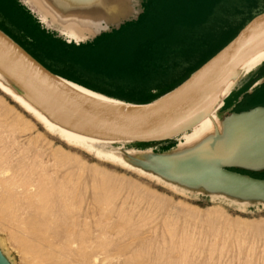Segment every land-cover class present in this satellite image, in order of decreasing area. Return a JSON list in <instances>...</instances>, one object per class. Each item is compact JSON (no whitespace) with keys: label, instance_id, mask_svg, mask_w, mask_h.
Here are the masks:
<instances>
[{"label":"rangeland","instance_id":"obj_1","mask_svg":"<svg viewBox=\"0 0 264 264\" xmlns=\"http://www.w3.org/2000/svg\"><path fill=\"white\" fill-rule=\"evenodd\" d=\"M24 1L28 4L30 2L29 0ZM238 5L239 9L249 18L264 12V0H239ZM34 13L39 16L38 12ZM23 16L25 17L23 22L25 26L29 21L26 14ZM148 16L144 21L151 20L148 25L154 24L155 27L159 26L160 22L169 21L162 13L154 15L151 13ZM246 22L242 19L232 30L219 36L211 43L212 48L216 49L226 44ZM27 29L23 27L21 30L23 34L19 35L17 39L20 45L28 50V54L44 64L48 71L51 70L72 79L74 75L78 76L79 72H74V68L81 63L82 67L80 66L79 70L82 74L84 72L87 75L91 72L88 69L89 61L85 54L76 53L73 48L68 47L60 40H48L46 34L36 24L33 28L34 31L31 32ZM59 31H57L58 35L61 33V30ZM63 38L61 37L62 40ZM108 71V68L102 69L99 73L103 76L101 78L115 79L116 76H113V73H107ZM0 76L6 84L16 87L17 89L14 88V91L18 93V89L21 87L7 76L1 73ZM234 97L228 102V107L232 104ZM117 101L140 104L149 100ZM257 104L264 105V100L250 102V104L239 108L238 111ZM0 119L5 120L4 122L8 125L12 126L13 123L16 125L13 126L14 132H10V129L7 130L8 133H4L6 137L3 136V138L8 142L7 146L10 147L8 154L12 166L16 172L18 171L16 173L18 182L23 181L24 177L35 182L38 175L47 171L48 173L45 174L52 178L63 179L65 177L66 188L74 190L76 188L74 208L79 210H77L79 229H84L89 216L88 224L95 240L98 264H264V201L262 199L226 194L223 191L207 189L203 186L183 185L162 177L157 171L142 167L163 169L161 164L145 159L143 156L153 154L172 157L180 150L179 138L155 144L116 142L96 145V148L104 152L114 153L135 162L145 172L160 177L164 181L159 182L138 171L97 158L94 153L64 141L59 135L48 132L32 115L1 90ZM27 126L28 129L32 127L33 131L27 130ZM74 132L88 139L99 140V138L87 136L76 130ZM12 135L13 138H11ZM34 150L36 151L34 152ZM55 151L58 155L54 154ZM53 154L54 157L61 155L60 159L56 158L60 160V164L59 160H54ZM37 162H40L41 165L44 164V167H42L43 165L38 167L40 163ZM35 171H38V174ZM58 173L59 175H56ZM259 177L264 178V175ZM105 180L107 181L104 182ZM66 182L68 183L66 184ZM106 186L107 188L104 189ZM108 187L111 190H106ZM99 191L104 194L100 195ZM103 195L104 197H102ZM109 196L112 198L107 201ZM1 201L0 199V220H6L11 215V211L14 212L15 207H10V209L3 207ZM5 210H10V213ZM105 240L107 241L105 242ZM14 244L9 241L7 232L0 230V253L9 264H48L47 261L35 254H24L23 250ZM101 260H104L103 263Z\"/></svg>","mask_w":264,"mask_h":264},{"label":"bare ground","instance_id":"obj_2","mask_svg":"<svg viewBox=\"0 0 264 264\" xmlns=\"http://www.w3.org/2000/svg\"><path fill=\"white\" fill-rule=\"evenodd\" d=\"M31 1L40 10H42V12L46 16H50L56 22L60 23V25H62V27H64L66 31H68L70 36L75 39H82L87 35H93L99 32L101 29L108 27L110 24H114L118 22L123 16H125V14L129 12V7H128L129 0H31ZM216 62L217 61H214L206 69L195 75L176 93V95H188L192 93L202 83L205 77L210 73ZM263 62H264V40L251 48L246 58L242 61V63L238 67L236 74L229 82L227 87L223 90V92L219 95V97L215 100V102L213 103L207 114L192 128L190 132L185 133L184 135L179 137L180 150L175 154L173 158L162 159L153 154L144 155L143 158L157 162L162 161L167 168H171L172 170L170 172L168 171L165 173L159 172V174L162 177L167 178L169 180H175V179L185 178V174L189 168L187 163L195 162L196 160L201 158L207 161H211L213 160V158L217 157L218 155H224L226 152V139H227V130H228L229 122L221 121L217 115V112L222 107L225 98L231 93V91L236 86L239 79L252 72L256 67H258ZM67 83L72 88L90 97L96 102H99L100 104L114 108L127 106L123 102L109 99L103 95L89 91L79 85L73 84L71 82H67ZM14 88L16 87L9 86L8 84H6L4 79L0 76V90L4 94L9 96L15 103L20 105L28 114L32 115L48 132L59 135L64 141L70 144L80 146L94 153L97 158L120 165L121 167H124L126 169L138 171L139 173L152 177L159 182H164L163 179H161L160 177H156L143 170V168L152 169L151 167L142 166L143 167L142 168L138 166V164H136L135 162L126 159L123 156L114 153H107L96 148L97 144L116 143L115 141H108L104 139L102 140L88 139L87 137L76 134L74 132L75 126H73L70 122H68L67 119L63 118L61 114V110H59L57 107L49 106L47 103L37 98L35 94L28 93L25 90L23 91L22 88L18 89V93H16L14 91ZM4 121L3 119L2 120L0 119V196H1L0 199L2 200L1 202H3L2 204L3 207L6 208L8 207V209H10V207L11 208L15 207V210L12 209L14 210V212L11 211V215L8 214L9 215L8 219L0 220L1 221L0 230L7 232L9 241H12L13 243L17 244L20 247L19 249L23 250L24 254L25 253L27 255H29L30 253L35 254L43 258L45 261H47L48 264H98V256L96 254V249H95L96 248L95 240L92 237L93 235L89 227L90 225L88 224L89 216L87 218V222L83 219V221L86 222L84 225V229L83 230L79 229V225H78L79 221L77 219V217H79L77 216L79 210L77 209L78 210L77 211L74 208L75 206L74 200L76 199V194H75L76 188L75 190L66 188L64 184L65 177L63 179L55 178V177L52 178L49 175H46L48 173L47 171H45V173L47 172L46 174L41 173L40 175H38L39 177L38 179H35L37 180L35 182L34 181L32 182L29 178H25L24 175L22 174L24 177L22 179L24 180L18 182L19 180L18 181L16 180V177H18L16 176V173H18V171L16 172L15 171L16 169H14V167L12 166L10 162V156L8 154V152H10V150H8L10 147L7 146L8 142L5 140V138H3V136L6 137L4 133L6 134L7 130L10 129V132L11 131L14 132L15 129L13 128V126L15 125V123H13L14 125L11 126L5 123ZM31 128L32 127H30V129ZM26 129L30 131V129H28V126ZM16 130L18 131V129ZM11 138H13V135L11 136ZM18 147L20 148L19 145ZM35 151L36 150H34V152ZM25 152L27 153V151ZM54 154L58 155L56 151ZM54 154L52 155L53 157ZM15 157L16 158L18 157L17 154ZM60 157L55 156L54 160L58 161ZM15 160L17 161V159ZM69 161L70 160H68V162ZM69 163H71V161ZM16 164L18 165V163ZM59 164H60V160H59ZM38 165L37 166L40 167L41 163ZM42 165L41 166L44 167V164ZM20 170H22V168H20ZM23 170L25 169L23 168ZM37 172L35 171V173ZM69 174L70 173H68V175ZM56 175H59V173ZM106 181L107 180H105L104 182ZM67 183L68 182H66V184ZM107 183L109 184V182ZM103 186H105V184ZM172 187L176 189L175 186L172 185ZM105 188H107V186L104 187V189ZM106 190H111V189H109L108 187V189ZM99 192L101 193L102 191ZM102 194L104 193H101L100 195ZM102 197H104V195ZM111 198L112 197L108 198L109 200L107 199V201H110ZM100 199L101 198L99 196V200ZM6 212L10 213V210ZM96 233L98 234V232ZM106 241L107 240H105V242ZM97 244L99 245V243ZM103 256L102 258H104ZM103 261L101 260L102 263Z\"/></svg>","mask_w":264,"mask_h":264},{"label":"crops","instance_id":"obj_3","mask_svg":"<svg viewBox=\"0 0 264 264\" xmlns=\"http://www.w3.org/2000/svg\"><path fill=\"white\" fill-rule=\"evenodd\" d=\"M29 1L28 4L24 0H0V31L28 53L17 37L23 34V27L32 32L36 24L48 40H60L76 53L85 54L89 61L91 72L87 75L79 70L81 63L75 66L74 72L79 74L72 79L49 70L52 74L109 99L149 100L140 104L125 103L130 105L152 104L175 92L218 55L252 19L239 9V0H129V12L118 22L93 35L75 39L60 23ZM35 11L39 16L34 15ZM151 13H162L169 21L160 22L157 27L153 23L148 25L151 20H144ZM23 14L28 17L27 28L23 24ZM242 19L247 22L231 40L212 48L213 41L232 30ZM105 68L116 78H101L99 73ZM256 100H264V62L239 79L217 115L226 122L234 115L264 109V105L257 104L238 111ZM233 171L264 181L259 177L264 175V167Z\"/></svg>","mask_w":264,"mask_h":264},{"label":"water","instance_id":"obj_4","mask_svg":"<svg viewBox=\"0 0 264 264\" xmlns=\"http://www.w3.org/2000/svg\"><path fill=\"white\" fill-rule=\"evenodd\" d=\"M263 40L264 12L253 17L195 74L217 61L192 93L176 95L195 75L175 92L148 105L126 104V107L114 108L96 102L52 74L1 31L0 73L49 106L57 107L63 118L75 126L74 130L87 136L131 144L164 143L192 130L227 87L251 48ZM226 122L229 126L225 154L211 161L201 158L189 162L185 178L170 181L264 201V181L232 171L264 167V109L234 115ZM154 162L163 167L157 170L151 167L158 173L172 170L162 161ZM0 264H9L1 253Z\"/></svg>","mask_w":264,"mask_h":264}]
</instances>
